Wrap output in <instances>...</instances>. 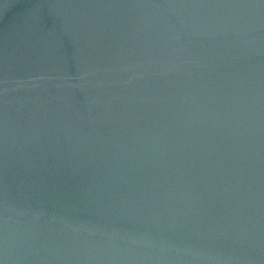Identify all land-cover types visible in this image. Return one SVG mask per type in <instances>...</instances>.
<instances>
[{
  "label": "water",
  "instance_id": "95a60500",
  "mask_svg": "<svg viewBox=\"0 0 264 264\" xmlns=\"http://www.w3.org/2000/svg\"><path fill=\"white\" fill-rule=\"evenodd\" d=\"M0 264H264V0H0Z\"/></svg>",
  "mask_w": 264,
  "mask_h": 264
}]
</instances>
